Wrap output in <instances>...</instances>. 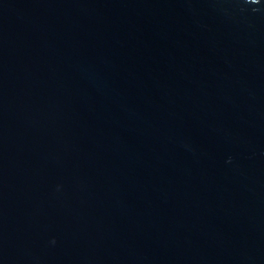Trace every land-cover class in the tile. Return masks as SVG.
<instances>
[{"label": "water", "instance_id": "1", "mask_svg": "<svg viewBox=\"0 0 264 264\" xmlns=\"http://www.w3.org/2000/svg\"><path fill=\"white\" fill-rule=\"evenodd\" d=\"M0 264H264V0H0Z\"/></svg>", "mask_w": 264, "mask_h": 264}]
</instances>
